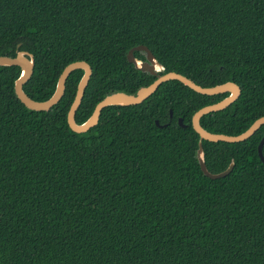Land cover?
Instances as JSON below:
<instances>
[{
  "label": "trees",
  "instance_id": "trees-1",
  "mask_svg": "<svg viewBox=\"0 0 264 264\" xmlns=\"http://www.w3.org/2000/svg\"><path fill=\"white\" fill-rule=\"evenodd\" d=\"M139 45L159 74L240 86L231 106L201 118L208 132L237 136L264 116V0H0V56L33 55L24 92L35 101L77 61L93 71L87 96L136 94L157 78L128 61ZM21 74L0 66V264H264V125L240 143L201 141L192 127L229 93L169 81L76 134L67 115L84 71L49 111L19 100ZM88 118L79 111L76 123ZM200 142L208 171L233 163L230 174L203 173Z\"/></svg>",
  "mask_w": 264,
  "mask_h": 264
},
{
  "label": "water",
  "instance_id": "water-1",
  "mask_svg": "<svg viewBox=\"0 0 264 264\" xmlns=\"http://www.w3.org/2000/svg\"><path fill=\"white\" fill-rule=\"evenodd\" d=\"M21 45H18V48ZM135 52H142L145 54V60H140L135 56ZM127 59L130 63L134 64L139 70L147 72L153 76H156V80L149 86L140 88L136 94H127L124 92H117L108 95L104 99H97L86 95V89L92 76V68L85 61L73 62L65 67L63 72L58 77L55 93L53 96L45 101L39 102L31 99L24 92V85L29 81L34 73L35 60L33 55L19 51L15 57L7 55L0 56V66H18L22 70L21 77L15 84V93L19 100L30 110L33 111H49L55 105H57L65 95L66 82L68 77L76 70H83L84 74L79 82L75 99L69 109L67 115L68 128L76 134H85L91 131L99 122L102 111L105 108L112 106H133L139 105L151 97L158 88L166 82L178 81L184 88L189 89L192 92L207 95L216 96L225 93H229V96L222 101L205 106L198 110L192 117V127L194 131L200 136V140L209 141L212 143L225 142V143H240L250 139L263 125L264 116L257 119L245 132L237 135H225V134H214L208 132L201 126V118L205 115L220 112L231 106L241 96V88L234 82H227L214 87H208L203 84H199L189 79L188 77L179 74L177 72H169L159 74L163 71V66L157 61L152 51L145 45H139L133 47L127 55ZM91 102H96L92 104ZM79 111L84 112L89 116L88 120L83 125L76 123V115ZM171 111V116H172ZM158 126H161L159 121H156ZM179 124L182 127H186L183 123V119H179ZM165 126V125H164ZM163 127V126H161ZM264 137L261 139L258 146V153L261 161L264 163L263 155ZM198 158L203 173L211 179H220L226 177L233 170L234 164L232 163L227 170L219 174H212L208 171L204 160V151L200 142V148L198 151Z\"/></svg>",
  "mask_w": 264,
  "mask_h": 264
}]
</instances>
